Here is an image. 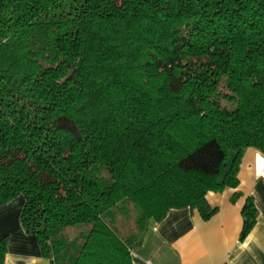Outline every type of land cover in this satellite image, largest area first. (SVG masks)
Instances as JSON below:
<instances>
[{
	"label": "trees",
	"instance_id": "1",
	"mask_svg": "<svg viewBox=\"0 0 264 264\" xmlns=\"http://www.w3.org/2000/svg\"><path fill=\"white\" fill-rule=\"evenodd\" d=\"M248 148L264 157V0H0V205L23 196L48 264H134L149 219L213 215ZM241 213L243 239L251 197Z\"/></svg>",
	"mask_w": 264,
	"mask_h": 264
},
{
	"label": "crops",
	"instance_id": "2",
	"mask_svg": "<svg viewBox=\"0 0 264 264\" xmlns=\"http://www.w3.org/2000/svg\"><path fill=\"white\" fill-rule=\"evenodd\" d=\"M237 177V187L206 193L207 204L216 209L208 219L189 206L171 208L158 221L149 219L141 243L131 249L132 262L264 264V157L246 149ZM248 197L255 205L256 220L241 239V211ZM23 205L21 194L0 205V238H7L4 264H48L36 236L21 225Z\"/></svg>",
	"mask_w": 264,
	"mask_h": 264
},
{
	"label": "rangeland",
	"instance_id": "3",
	"mask_svg": "<svg viewBox=\"0 0 264 264\" xmlns=\"http://www.w3.org/2000/svg\"><path fill=\"white\" fill-rule=\"evenodd\" d=\"M127 207L129 209L128 216L122 215L120 212H118L115 216V223L119 228V232L122 237H126L131 234L136 235L139 233V229L135 220L137 215V209L133 205H128ZM67 230L68 238H74L78 236V232L80 231V229L75 228H67ZM82 230H85V228L83 227Z\"/></svg>",
	"mask_w": 264,
	"mask_h": 264
}]
</instances>
